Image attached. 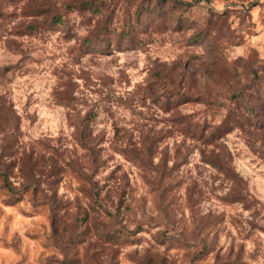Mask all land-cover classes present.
Here are the masks:
<instances>
[{
  "label": "rangeland",
  "instance_id": "1",
  "mask_svg": "<svg viewBox=\"0 0 264 264\" xmlns=\"http://www.w3.org/2000/svg\"><path fill=\"white\" fill-rule=\"evenodd\" d=\"M0 264H264V0H0Z\"/></svg>",
  "mask_w": 264,
  "mask_h": 264
},
{
  "label": "trees",
  "instance_id": "2",
  "mask_svg": "<svg viewBox=\"0 0 264 264\" xmlns=\"http://www.w3.org/2000/svg\"><path fill=\"white\" fill-rule=\"evenodd\" d=\"M116 136H118L119 138H124V136H126L124 133L121 134V128L119 129L118 127H116ZM90 142L93 143V146L95 147L96 143H95V138L90 137ZM88 143V148H91V143ZM132 142L128 143L126 141H123L122 146H124L122 148V152L129 154V155H133L134 153H136V151L142 152L144 151L143 148L137 147L135 146H131ZM150 150V147H147V152ZM4 173V172H2ZM93 200V204H92V210H96V208H98V210H101L105 213V215L109 218H114V220L117 218V213H112V211H110L109 209V205L107 203H104V201L102 199L99 198L98 195H96V193H94V195L91 197ZM87 211V210H86ZM88 216V212L84 213V216L82 217V219L84 220L85 218H87ZM107 238L109 239H114L112 237V235H107Z\"/></svg>",
  "mask_w": 264,
  "mask_h": 264
}]
</instances>
